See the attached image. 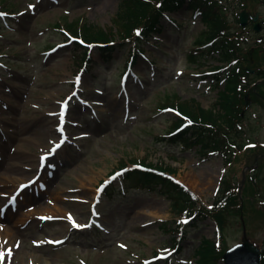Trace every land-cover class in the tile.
Listing matches in <instances>:
<instances>
[{"label": "rangeland", "instance_id": "rangeland-1", "mask_svg": "<svg viewBox=\"0 0 264 264\" xmlns=\"http://www.w3.org/2000/svg\"><path fill=\"white\" fill-rule=\"evenodd\" d=\"M122 1L0 0V11L10 14L0 16V206L5 207L0 210V242H7L0 247L3 264H198L197 247L216 241L215 223L207 218L184 226L177 248L179 232L174 228L181 210L171 211L170 202L155 190L122 188L123 165L140 160L176 169L170 172L207 207L223 180L236 186L246 175L240 183L246 188L243 208L227 215L222 245L226 249L243 240L245 229L258 245L264 241V158L254 160L245 150L264 145L263 96H251L246 89L242 92L247 98L239 96L245 108L240 126L226 141L229 165L220 154L171 141L167 134L180 115L164 107L178 97L183 102L194 98L221 112L223 84L212 83V76L203 73L222 63L217 54L202 55L197 49L209 41L206 27L185 5L171 14L175 23L164 22L157 39H142L139 47L145 53L135 59L128 80L134 41L117 45L108 61L94 49L89 68L80 69L82 54L76 57L72 33L62 26L87 22L93 31L116 33ZM218 2L229 31L251 57L242 65L260 69L264 52L256 47L264 48V0H245L260 14L258 32L253 21L245 28L240 25L242 0ZM115 40L122 42L119 36ZM257 71L251 81L259 79ZM197 101L192 99L196 106ZM64 102L68 109L61 107ZM56 144L61 146L53 152ZM37 176L41 178L34 181ZM108 179L117 188L111 196L101 190ZM19 181L27 187L21 190ZM211 260L224 264L222 255Z\"/></svg>", "mask_w": 264, "mask_h": 264}, {"label": "trees", "instance_id": "trees-1", "mask_svg": "<svg viewBox=\"0 0 264 264\" xmlns=\"http://www.w3.org/2000/svg\"><path fill=\"white\" fill-rule=\"evenodd\" d=\"M242 4L243 8L250 10L245 0H242ZM185 5L189 9L199 12L202 18L207 32L204 37L208 38V43L210 42L207 47L208 55L211 53L217 54L219 62H236L231 65V69H228L221 78L220 76H215V80H221L222 84H224L218 100L221 112L218 111L219 113H217L212 108L206 109L201 103L196 106L192 101L179 102L180 110L186 116L184 119L188 121L182 118L175 121L174 128L181 127V130L179 133L174 134L170 140L175 142L180 139L185 142V145H187L186 143H193L203 151L206 149L211 151L220 150L224 154V147L228 146L226 143L227 139L230 134L236 132L240 125L239 121L242 119L245 105L241 106L239 96L243 94L245 98L246 95L242 91L249 89L251 96H263L264 98V66L259 65L260 69L257 71L258 78L262 81H251V73L247 70L246 65H242L245 58L248 62L251 59L244 53V46L237 42L236 35L231 34L229 31L230 26H228L226 16L223 13V5L218 0H123L120 10L116 14V20H119V29L116 30V33L114 31L111 34L108 31L106 33L93 31L94 28L90 23L81 25L80 23L69 24L68 27H70L72 33H74L73 35L76 37L74 41L76 45L74 54L78 57V53L81 52L83 64L85 65L86 62L88 63L91 60L92 49H96L99 52L101 51L100 53H103L105 60L108 61L112 59L113 51L118 44L115 42V36H119L124 42H127L126 40L136 41L135 46L137 48L138 41L141 39L136 35V29L142 30L140 32L138 29L139 33L142 34V39L148 40L156 32L158 33L163 30V22L166 20L164 18L165 13L171 14L180 11L185 9ZM80 38L85 39V43L88 45L82 43ZM124 42L120 45L122 46ZM256 48L264 52L263 47L259 46ZM192 58L196 60L195 56H192ZM253 82L255 84L251 86L250 84ZM186 136L188 138H185ZM256 149L258 150L255 151ZM245 150L246 154L250 153L249 155L254 157V160L256 156L261 157V159L264 158V146H248ZM225 155L228 158L226 153ZM136 163L138 162L136 161ZM142 163L143 167L138 165L134 169H127L126 167L129 165H123V168L127 170L122 178L124 187L131 186L156 190L171 200V210L175 212L181 210V214L194 216L197 221H204L206 217L213 219L217 223L220 240H224V228L228 223L227 215L243 208L244 202L242 196L245 198L244 193L246 188L241 189L238 185L234 186L230 184V180H224V188L220 190L221 192L217 196L218 198L215 200L212 209H208L201 203V199L194 192L183 183L181 184L176 179L169 177L166 174L169 171L167 168L150 163ZM247 165H254V161L252 164L248 163ZM254 170L255 167L251 168V171L246 174H252ZM170 171H175V169H171ZM241 181L242 179L239 180V183ZM115 190L117 188L112 185L110 189H107V195L111 196ZM241 194L242 196H240ZM176 229H181V225ZM179 241V238L175 239L177 245H179ZM197 248L200 250L198 264H218V262L211 260V258L212 256L218 258L225 250L224 246H221V252L216 251L215 243L210 241L202 242ZM262 249V264H264V246Z\"/></svg>", "mask_w": 264, "mask_h": 264}, {"label": "water", "instance_id": "water-1", "mask_svg": "<svg viewBox=\"0 0 264 264\" xmlns=\"http://www.w3.org/2000/svg\"><path fill=\"white\" fill-rule=\"evenodd\" d=\"M248 14L244 10L241 13V23L246 25L248 21ZM257 19V17H256ZM260 29L257 24L255 27ZM244 242L239 243L237 246L228 250L224 255L225 264H261L262 251L255 244H253L246 235L244 236Z\"/></svg>", "mask_w": 264, "mask_h": 264}, {"label": "snow or ice", "instance_id": "snow-or-ice-1", "mask_svg": "<svg viewBox=\"0 0 264 264\" xmlns=\"http://www.w3.org/2000/svg\"><path fill=\"white\" fill-rule=\"evenodd\" d=\"M29 7H33V6H29ZM5 15L4 13H0V16H3ZM139 31H137V35H139ZM79 77H77V83H79ZM61 122H63V112H61ZM189 123H191V121H189ZM61 143H63V141H61ZM61 146V144H56L55 147L52 149V151L54 152L56 149H58L59 147ZM249 147H254V146H249ZM119 175V174H118ZM113 179H115V177H113ZM24 187H27V185H22L21 186V190L24 188ZM16 200V196L14 195L12 198H11V202L14 204ZM183 223H187L188 221L185 220V221H182ZM7 243V242H5ZM17 247L19 246V242H17ZM121 247H123V245H121ZM7 255L8 256H11L12 255V250L11 249H8L7 251ZM4 258H5V253L4 252H0V264H3V261H4Z\"/></svg>", "mask_w": 264, "mask_h": 264}, {"label": "bare ground", "instance_id": "bare-ground-1", "mask_svg": "<svg viewBox=\"0 0 264 264\" xmlns=\"http://www.w3.org/2000/svg\"><path fill=\"white\" fill-rule=\"evenodd\" d=\"M115 102H116V103H119V102H117V101H115ZM11 181H12V182H15L14 180H11ZM18 183H20V181H19ZM18 183H17V184H18ZM21 184H22V183H20L17 187H19V186L21 187ZM1 199H2V198H0V202H1ZM0 207H1L2 209L5 208L4 205H1ZM1 208H0V210H1ZM3 244H5V242H3V241L0 242V247H2Z\"/></svg>", "mask_w": 264, "mask_h": 264}]
</instances>
